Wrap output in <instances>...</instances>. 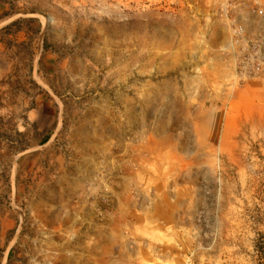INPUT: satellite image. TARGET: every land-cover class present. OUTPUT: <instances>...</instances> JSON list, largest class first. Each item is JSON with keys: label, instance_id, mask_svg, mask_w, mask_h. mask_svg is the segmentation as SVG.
Returning <instances> with one entry per match:
<instances>
[{"label": "rangeland", "instance_id": "obj_1", "mask_svg": "<svg viewBox=\"0 0 264 264\" xmlns=\"http://www.w3.org/2000/svg\"><path fill=\"white\" fill-rule=\"evenodd\" d=\"M261 34L264 0H0V264H264Z\"/></svg>", "mask_w": 264, "mask_h": 264}, {"label": "built area", "instance_id": "obj_2", "mask_svg": "<svg viewBox=\"0 0 264 264\" xmlns=\"http://www.w3.org/2000/svg\"><path fill=\"white\" fill-rule=\"evenodd\" d=\"M234 40V61L237 72L242 76H253L262 72L264 66V34L245 45L241 43L239 38Z\"/></svg>", "mask_w": 264, "mask_h": 264}, {"label": "trees", "instance_id": "obj_3", "mask_svg": "<svg viewBox=\"0 0 264 264\" xmlns=\"http://www.w3.org/2000/svg\"><path fill=\"white\" fill-rule=\"evenodd\" d=\"M11 25H12V24H11ZM8 27H9V26H8ZM49 139H50V137L45 138V139L41 142V145L47 143V142L49 141ZM260 255H261V258L264 259V250H263V252H261Z\"/></svg>", "mask_w": 264, "mask_h": 264}]
</instances>
